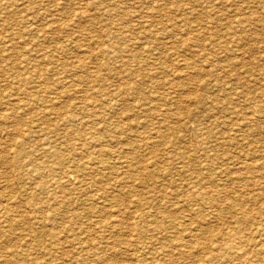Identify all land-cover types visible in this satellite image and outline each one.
Masks as SVG:
<instances>
[{
  "label": "rangeland",
  "instance_id": "rangeland-1",
  "mask_svg": "<svg viewBox=\"0 0 264 264\" xmlns=\"http://www.w3.org/2000/svg\"><path fill=\"white\" fill-rule=\"evenodd\" d=\"M5 1L6 0H4L2 4H0V6H2L0 7V34L8 33V37L9 35H12V42L16 44L12 43L11 46H9L10 48L8 46L5 47L4 43L6 42L4 41L2 35L0 36V40L4 41V43L0 41V45L2 42V45L4 46L3 50L2 46L0 47V55H2L0 56V74H4L6 76L5 78V76L1 77L0 75V92H2L0 93V113L4 112L3 115L0 114V121L6 115V117H4V119L1 121L2 123L0 122V264H30L31 262V264H113V262L116 263V261H120V264H145L142 263V261L145 260V262L147 263H149L148 261L153 262L151 264H202L203 261L204 264L205 262L206 264H216L218 261V253H220V251L217 250L216 244L230 243L233 248L236 247L237 241L233 238L227 239V237L229 236V233L232 232L231 229L237 226L248 229V231H245L247 233V235L245 234L246 236L255 237L257 242V245L255 246V253L250 252V255L247 256L248 258L244 257L245 260L244 258H240L236 259V261L235 258L233 259L229 256L225 257L224 255L223 258L222 256L219 258V260H221L217 264H223L224 262H226L224 264H242V262L243 264H264V235L257 236V233L254 232L256 235L252 233V231L254 230H252V228L255 227V224L257 222H261L262 216H264V202L262 203V201H264V83L260 84L253 81L255 80V77L259 75L258 71L261 69L264 70V59L263 61L262 59H259L263 57L261 55L262 51H264V29L260 30L259 25L254 24L249 25V27H247L248 25H246L245 27L247 28L244 31H242L241 29L238 30V28L236 29L234 24H232V22L230 21V17L234 19V16L236 14L234 10L235 5H233L234 1L231 2V0H164V3L161 2L162 0H144V2L143 0H140L141 2L145 3H142V6H137V2L139 0H123L124 3H122V0H120L121 2H119L122 4H120L121 7H119V5L118 9L117 7L111 8L113 13L111 12V10H106L104 11V13L101 9L102 7L107 8V4L108 7L112 6H110L108 0H87L88 4L86 0H82V2L81 0H52L51 2L50 0H16L19 4L15 0H12V6H10V4H5ZM24 1L33 2L31 4V2L25 3ZM36 1H39L44 6H47V8L42 6L39 2L37 3ZM77 2H79L80 4ZM102 2H106V4H102ZM196 2L198 5H200H196ZM210 2L213 5H211ZM222 2L223 4H221ZM90 3H92L93 8ZM219 3L220 5H218ZM54 4L56 6H54ZM57 4H59L60 6H63L64 4V6L60 7ZM206 4L211 6L212 8L210 9V7L208 8V6L206 8H200L201 5ZM225 4L228 6H226ZM126 5L128 7H126ZM249 5L250 7L247 8L248 10H245V12H248L247 15H255L257 17L259 16L258 18H260L261 21L264 22V10L261 7H258L260 6L258 4V1L257 5L256 3L251 1L249 2ZM175 6L177 7V9H175ZM9 7L12 8L10 9ZM31 7H33V9ZM36 7L37 9H35ZM41 7L45 9H41V12L43 14L39 11V8ZM89 7L91 11H89ZM139 7H141L142 9L140 8V10ZM97 8L98 10H96ZM124 8H127V11ZM147 8H149V10ZM9 9L12 13L9 11ZM22 9H24L25 11L23 12ZM14 10L15 13H13ZM72 10H75L76 12L74 11L73 13ZM179 10L180 12H178ZM255 10L258 14L254 12ZM7 11H9V13ZM44 11H46V13ZM54 11L55 13H52ZM95 11H98V13ZM133 11H135L136 13ZM197 11L198 14H195L197 13ZM4 12H6V14ZM101 12L103 13V15L101 14ZM220 12L221 16H218V14L220 15ZM227 12L228 14L226 15ZM106 13L108 15H106ZM141 13H143L146 17ZM45 14H47L48 17ZM9 15L15 17H12L13 19H11V16ZM138 16L140 18H138ZM151 17L152 19H150ZM184 17L185 19L187 18V24L183 22L185 21ZM221 17L223 19H221ZM57 18H59L58 21L61 20L62 23L60 21H56ZM69 18L71 19L69 20ZM189 18L190 20H188ZM14 19L16 20L13 21ZM22 19L24 20V22ZM77 19H79L78 25L76 21ZM195 19H197V21ZM2 20V23L5 26L3 24L1 25ZM67 20L70 22H67ZM71 20L76 23L74 24ZM35 21L37 24L35 23ZM55 21L58 23H56ZM54 22L56 25L54 24ZM124 22H126V24ZM146 23L148 26L146 25ZM16 24H20L19 28L18 26H16ZM33 24H35L34 26H37V29L35 27L32 28ZM114 24L117 25L115 26ZM134 24L136 27L134 26ZM190 24H192V28H190ZM24 25L25 27L28 26L27 32L25 31L26 29L23 28ZM106 25L108 28L106 27ZM140 25L142 26V28ZM206 25L208 26V28ZM55 26L57 27V29ZM21 27L24 30H22ZM52 27L54 30L52 29ZM11 28H13L14 30ZM120 28L124 29L120 30ZM249 28L251 30L255 29L253 33H249V38H245L241 44H239V42L237 44L234 43L235 41L232 39L238 37L237 33L239 35L241 34L240 32H242L241 35H243V32L248 31ZM38 29H40L41 32H39L40 30ZM189 29H191L192 31H188ZM18 30H22V32L19 33L20 31L18 32ZM33 30L35 31L33 32V34L37 37L32 35V38L30 36L32 34L31 31ZM135 30L137 32H134ZM148 30L150 33L148 32ZM51 31L52 33H50ZM121 31L124 32L122 33ZM43 33L47 34L45 35ZM144 33H147L146 36ZM231 33L233 34L231 35ZM117 34L120 35L118 36ZM218 35L219 37L216 38V36ZM44 36H46L47 38H44ZM124 36L128 40L123 39ZM139 36H143L144 38ZM22 37L25 38L23 39ZM26 37H28V40L26 39ZM38 37L40 38L37 39ZM134 38H136V40ZM139 38L142 39L140 40ZM180 38L182 39L180 40ZM121 39L124 43H121ZM185 39L187 40L186 42H184ZM224 39L225 41H227L225 42ZM24 40L26 42H24ZM117 40L119 41L115 43L114 41ZM209 42L212 44H210ZM38 44L40 45V47ZM42 44L44 45L42 46ZM19 45H22L21 48H19ZM235 45L236 47L238 46L237 49ZM13 46H16L18 49H15ZM28 46H30L31 48H29ZM117 46L119 47V49L121 48V50H119ZM56 47L58 49H56ZM112 47L113 49L115 48V51L112 50ZM10 49H12L13 52ZM45 49H48V51ZM127 49L128 51H126ZM216 50L221 51V53ZM227 50L228 53L226 52ZM16 51H18V53ZM22 51L25 52L23 53ZM35 51L37 54L35 53ZM121 51L122 55H120ZM2 52L4 53L2 54ZM123 52L125 53L124 56ZM126 52L129 55L126 54ZM259 53L261 54L258 55ZM24 54L27 56H25ZM228 54L229 56H227ZM43 55H45L44 59H42ZM4 56H6L7 58H4ZM253 56H256V58L254 59ZM57 58H60L59 61H57ZM21 59L27 60L23 62ZM8 60H10L11 63ZM44 60L46 61L44 62ZM116 60L119 62L117 63ZM36 61L38 62L36 63ZM28 62L29 64H27ZM54 62L56 63V65ZM4 63H6V66ZM9 63L10 66H7L9 65ZM38 63H40V65ZM30 64L32 66H30ZM36 65L39 67H37ZM41 65L43 67H48L47 69L49 70L45 71V67L43 68ZM220 65H224L222 66L223 68ZM34 66L37 68V70ZM55 66L56 68H58L56 69ZM14 67H17V69L19 68V70ZM6 70H10L11 72ZM39 70L41 71L39 72ZM34 71L36 72L33 73ZM44 71L46 73H44ZM198 71L201 72L199 73ZM41 72H43L45 75ZM14 73L17 76H15ZM196 74H200V78H196ZM261 76H263V74L260 73V77ZM42 77H45L46 79H48V81L46 79H43ZM214 78L215 80H213ZM22 80L24 82H22ZM44 81L49 83H45ZM39 82L40 84H42V86L38 84ZM15 83L18 84L16 85ZM59 83L63 85L61 86ZM38 85H40L43 90ZM51 85L52 87L55 85V87H53L52 89ZM91 85L92 87H90ZM12 87L14 88V90ZM9 88L11 89V91ZM23 88H25V90ZM121 88L123 90H121ZM126 88L127 90H125ZM84 90L85 92H87L86 94ZM7 93L9 94L7 95ZM10 93H13V95H11ZM112 93L115 95H113ZM31 94L32 96L30 97ZM122 95L123 97H121ZM89 97H91V99H88ZM33 98H36V100H34ZM32 100L35 102H33ZM17 101H19V103ZM88 103L89 105L87 106ZM95 104L97 107L95 106ZM113 105H115V108L113 107ZM6 106H8V109ZM81 106L84 108H82ZM71 110L72 112H70ZM85 116L88 118H86ZM86 119L88 122L86 121ZM3 122L6 123L4 124ZM118 122L120 123L118 124ZM220 124L221 126H218ZM125 126L129 128L126 130ZM3 129L7 130L4 131ZM105 129L107 130V133ZM19 131L22 133H20ZM87 131H89V134ZM108 131L110 135L108 134ZM25 132L27 133V135ZM16 133H18L20 137H17ZM238 136L240 138H238ZM46 139L47 141H45ZM56 140H58L59 143ZM256 143L259 145H255ZM75 149L79 151L77 152ZM85 151H87L88 153ZM56 152H58V154H56ZM71 152L73 155L71 154ZM112 154L113 156H111ZM244 156H246V158ZM60 157H62L63 160V164L61 165L56 160ZM83 159H85L86 161ZM221 159L226 162V165L224 164V162H222ZM68 160L72 163V165ZM99 161L102 166L100 165ZM228 162L229 164L227 165ZM114 165H116L117 167ZM230 165L233 168H231ZM20 166H24V168ZM65 166L70 167L69 169H71L72 171L71 178H62L61 175L65 171ZM95 166L99 167L96 168ZM225 166H227L228 168H224ZM25 167L27 169H25ZM30 167H32L33 169ZM83 167L88 169H83ZM113 167H115V169ZM51 168H55V170H52ZM119 168L121 169L119 170ZM30 169H32V171ZM35 169L38 171H35ZM90 169L93 170L91 173ZM109 169L112 171H110ZM222 170H224V172ZM228 171L232 174H228ZM26 173H29V175H27ZM50 175L53 177H51ZM116 175L119 176L117 177ZM213 175L215 176L214 178ZM85 176H88V180L85 178ZM224 177H226L227 180H225L226 178L224 179ZM49 178H51L52 180H49ZM89 178L92 181H90ZM200 179H203L204 181H202L204 183ZM29 180H32L31 183ZM117 180L120 181L118 182V184H115L117 183ZM257 181V184H261V186H258L256 184ZM68 183L70 184L67 185ZM92 184L95 188L91 186ZM82 185L86 187L82 188ZM30 188L31 192H29ZM33 188H35V190H33ZM38 188L41 189L37 190ZM47 189L49 190V192L47 191ZM90 190L91 193H89ZM95 190H98V192H96ZM200 190H205V192L207 193L203 194L202 191V194L200 195ZM210 191H212L213 193ZM50 193H52L53 195ZM63 194L64 196H62ZM192 194L194 195V197ZM40 201L43 203H41ZM110 202L111 209L109 206ZM47 203H49L50 205ZM260 205L263 206L261 207ZM1 207L6 208L3 210ZM44 208L46 210H44ZM242 208L247 209L248 212L246 213L250 214L251 217H249V215H245L243 218H233V214L239 216L241 215L240 209ZM113 209L115 210L113 211ZM135 209H137L138 211ZM146 209L148 210V212L146 211ZM117 211H119V215L116 214ZM46 213L48 215H46ZM139 213H142L143 215L148 213L149 215H145L146 222L141 226V232H135L136 234L138 233L137 236L134 233L135 229L130 228H132V221L134 219L133 214L137 215ZM165 213L171 216H165ZM102 214H105V216ZM162 214H165L164 218L162 217ZM259 214H261L262 216ZM44 216L47 219H45ZM130 216L133 217V219L130 218ZM174 216H176V219L178 216V220H175ZM92 217L97 218H95L94 220V218ZM153 217H157L156 220ZM159 217L161 219H158ZM167 217L170 219H168ZM35 218L38 219V222H35ZM114 219H117L116 222ZM39 220H42V222H39ZM166 220H168V222ZM108 221L110 222L109 224ZM95 222L96 224H98H94ZM149 223H152V225H150ZM153 225L159 227L160 232ZM168 226L169 229L171 228V230L167 229ZM34 227L38 228V230H36L40 233H37ZM120 227L123 229H121ZM163 227L165 229H163ZM45 228L51 229L52 231L48 232ZM69 228H71V230ZM77 228L78 231L76 230ZM113 228L114 230H111ZM149 228H153L152 230H155L152 231L151 229L149 230ZM44 229L46 232L39 231ZM172 230L174 231L175 235ZM118 231L122 233H118ZM149 231L151 233H149ZM168 231L170 235L166 234L168 233ZM78 232L81 233V235ZM32 233L35 234V237ZM107 233L108 235H106ZM162 233L163 235L160 236V234ZM171 233H173L172 236ZM102 234L104 237L103 240V237L101 238ZM118 234L120 235L119 238ZM123 234L124 236H121ZM30 235L31 237H29ZM146 235L147 237H144ZM168 236L170 237L168 238ZM56 237L59 238V240ZM71 237L73 238L71 239ZM87 237L89 238L87 239ZM152 237H156L155 240H153ZM183 237L186 239L181 240ZM199 237H201L202 239H200ZM20 238L23 240H21ZM82 238H84L86 242ZM146 238L148 240H146ZM65 239H69V242L65 241ZM76 239L77 242L79 241L77 243L78 246L76 242H74ZM108 239H110V241H108ZM160 239H162L163 241ZM127 240L129 245L126 243ZM169 240L173 241L171 242ZM179 240L181 245L179 244ZM200 240L204 242H200ZM227 240L228 242H226ZM31 241L33 242V244ZM53 241L55 242L53 243ZM142 241L145 245L147 244V242L152 243L151 245L148 243L145 246ZM154 241L156 242L154 243ZM182 241L183 243H185H181ZM34 242H36V244ZM106 242H108L107 245ZM186 242H189L190 244L188 243L187 245ZM21 243L22 245L20 246ZM84 243H86V246ZM131 243H138V245L136 246L135 244L133 245ZM158 243H160V246H163L162 243H166L168 244V247H166L165 245L163 248L162 246H156L158 245ZM109 244L113 247L109 246ZM114 244L116 247L114 246ZM126 244L128 245V247H125ZM70 245L72 248H74L72 249ZM87 245L90 246L87 247ZM118 245H120V247H118ZM132 245L135 246V250H133L134 248ZM35 246L38 248H36ZM92 247L95 248V250ZM129 247H131L132 249ZM119 248L122 250H120ZM160 248L162 249L158 251V249ZM78 249L80 250L79 253ZM117 249L119 250L117 251ZM175 249L179 252L175 251ZM148 250L150 251L149 253H147ZM133 251H137L136 253L139 254V256ZM154 251L156 252V254ZM237 251H239V255H242L240 249H237ZM184 252L188 254L186 255L187 257L185 256ZM209 252H211V254L213 255V259L211 258L212 260L209 258V256H207ZM112 253L117 255H114ZM3 254L5 257L2 256ZM31 254L36 256H33ZM71 254L74 255L72 256ZM113 255L116 256V258ZM133 255L137 256L135 257ZM90 256L91 258H89ZM47 257L49 258L48 262ZM75 257L76 259H73ZM144 257L146 258L144 259ZM168 257H171V260L174 259L173 262L170 260L172 263L169 262ZM82 258H84V261H81ZM102 258L103 261H106L103 262L101 260ZM127 258L129 259L126 260ZM42 259L44 261H42ZM159 259H163L164 262L163 260L161 261ZM209 259L212 261V263H210L211 261H209ZM224 259L227 260L225 261ZM49 260H51L52 262L50 261V263Z\"/></svg>",
  "mask_w": 264,
  "mask_h": 264
},
{
  "label": "bare ground",
  "instance_id": "bare-ground-1",
  "mask_svg": "<svg viewBox=\"0 0 264 264\" xmlns=\"http://www.w3.org/2000/svg\"><path fill=\"white\" fill-rule=\"evenodd\" d=\"M0 1H1L0 4H2L4 0H0ZM11 1H12V0H6V1H5V4H10V6H12V5H11ZM15 1H16V0H15ZM15 1H14V2H15ZM17 1H18V0H17ZM17 1H16V2H17ZM34 1H35V0H34ZM42 1H43V0H42ZM46 1H49V0H46ZM51 1H52V0H50V2H51ZM61 1H63V0H61ZM61 1H60V2H61ZM86 1H87V0H86ZM93 1H96V0H93ZM93 1H92V2H93ZM100 1H101V0H100ZM102 1H104V0H102ZM119 1H120V0H117V1H116V0H108V3L110 4V6H111V5H112V6H111V7H108V4H107V6H106L107 8H105V7H102V8H101L102 11L104 12V11H106V10H111V8H113V7H117V9H118V6L121 4V3H120L121 1H120V2H119ZM125 1H126V0H125ZM131 1H132V0H131ZM133 1H134V0H133ZM147 1H150V0H147ZM152 1H153V0H152ZM157 1H159V0H157ZM157 1H156V3H157ZM160 1H161V0H160ZM163 1H164V0H162L161 2H163ZM168 1H169V0H168ZM196 1H197V0H196ZM199 1H200V0H199ZM233 1H234V4H233V3H232V4L235 5V6H234V10H235V13H236V14H235V16H234V19L230 17V19H231L230 21L232 22V24H234V26H235L236 29L238 28V30L241 29L242 31H244V30H246L247 27H249V25H253V24H254V25H259V29H260V30H261V29H264V22H262L261 19L258 18L259 16L257 17V16H255V15H252V16H253V17H252L251 15H247V13H248L247 11L245 12V10H246L247 8L250 7V5H249V2H250V1L256 3V5H257V1H258V4L260 5V6H258V7H261V8L264 10V0H245V1H243V0H242V1H241V0H231V2H233ZM238 1H240V2H238ZM20 2H21V1H20ZM24 2H25V1H24ZM27 2L30 3L31 1H27ZM27 2H25V3H27ZM32 2H33V1H32ZM32 2H31V4H32ZM36 2H37V1H36ZM38 2H39V1H38ZM38 2H37V3H38ZM64 2H65V1H64ZM81 2H82V0H81ZM83 2H84V1H83ZM97 2H98V1H97ZM127 2H128V1H127ZM127 2H126V3H127ZM129 2H130V1H129ZM143 2H144V0H143ZM143 2H141V1L139 0V1L137 2V6H139V5L142 6V3H143ZM154 2H155V1H154ZM164 2H165V1H164ZM164 2H163V3H164ZM17 3H18V2H17ZM21 3H22V2H21ZM25 3H24V4H25ZM39 3H40V2H39ZM42 3H43V2H42ZM52 3H53V2H52ZM58 3H59V2H58ZM62 3H63V2H62ZM62 3H61V4H62ZM65 3H66V2H65ZM65 3H64V4H65ZM77 3H79V2H77ZM104 3L106 4V2H102V4H104ZM122 3H124L123 0H122ZM132 3H133V2H132ZM132 3H131V4H132ZM147 3H148V2H147ZM147 3H146V4H147ZM166 3H167V2H166ZM198 3H199V2H198ZM208 3H209V1H208ZM229 3H230V2H229ZM18 4H19V3H18ZM24 4H23V5H24ZM40 4H41V3H40ZM48 4H49V2H48ZM64 4H63V6H64ZM79 4H80V3H79ZM87 4H88V1H87ZM87 4H86V5H87ZM93 4H94V3H93ZM99 4H100V3H99ZM127 4H128V3H127ZM143 4H145V3H143ZM148 4H149V3H148ZM152 4H153V2H152ZM158 4H159V3H158ZM210 4L213 5L211 2H210ZM214 4H215V3H214ZM221 4H223V2H222ZM41 5L44 6L43 4H41ZM41 5H40V6H41ZM57 5H59V4H57ZM77 5H78V4H77ZM90 5H92V3H90ZM94 5H95V4H94ZM97 5H98V4H97ZM97 5H96V7H97ZM121 5H122V4H121ZM121 5H120L119 7H121ZM123 5H124V4H123ZM128 5H129V4H128ZM155 5H156V4H155ZM196 5H198L197 2H196ZM199 5H200V4H199ZM199 5H198V6H199ZM216 5H217V4H216ZM218 5H220V3H219ZM225 5H226V4H225ZM230 5H231V4H230ZM3 6H4V4H3ZM27 6H30V5H27ZM37 6H38V5H37ZM54 6H56V5L54 4ZM59 6H60V5H59ZM63 6H60V7H63ZM79 6H82V5H79ZM79 6H78V7H79ZM104 6H105V5H104ZM149 6H150V5H149ZM149 6H148V7H149ZM153 6H154V5H153ZM159 6H161V5H159ZM179 6H180V5H179ZM183 6H184V5H183ZM187 6H188V5H187ZM198 6H197V7H198ZM207 6H208V8L210 7V9L212 8L211 6H209V5H207V4H206V5H201L200 8H206ZM226 6H228V5H226ZM0 7H2V6H0ZM14 7H15V6H14ZM17 7H19V6H17ZM21 7H22V6H21ZM33 7H34V6H33ZM33 7H31V8L33 9ZM44 7L47 8V6H44ZM84 7H85V6H84ZM126 7H128V6L126 5ZM155 7H157V6H155ZM175 7H176V6H175ZM180 7H181V6H180ZM217 7H218V6H217ZM231 7H233V6H231ZM9 8H10V7H9ZM11 8H12V7H11ZM11 8H10V9H11ZM15 8H16V7H15ZM15 8H14V9H15ZM28 8H29V7H28ZM53 8H54V7H53ZM55 8H56V7H55ZM80 8H81V7H80ZM92 8H93V5H92ZM94 8H95V6H94ZM134 8H135V7H134ZM140 8H141V7H139V9H140ZM158 8H159V7H158ZM178 8H179V7H178ZM189 8H190V7H189ZM191 8H192V7H191ZM229 8H230V7H229ZM254 8H255V7H254ZM0 9H1V8H0ZM2 9H4V8H2ZM10 9H9V11H10ZM16 9H17V8H16ZM19 9H20V8H19ZM35 9H37V7H36ZM39 9H40V10H39L40 13H42V12H41V9H43V8L41 7V8H39ZM56 9H57V8H56ZM56 9H55V10H56ZM124 9H125V8H124ZM141 9H142V8H141ZM141 9H140V10H141ZM147 9L149 10V8H147ZM151 9H152V7H151ZM175 9H177V7H176ZM179 9H180V8H179ZM187 9H188V8H187ZM214 9H215V8H214ZM4 10H6V9H4ZM20 10H21V9H20ZM20 10H19V11H20ZM22 10H23V12L25 11L24 9H22ZM43 10H45V9H43ZM46 10H49V9H46ZM96 10H98V8H97ZM125 10L127 11V8H126ZM128 10H129V9H128ZM131 10H132V9H131ZM144 10H145V7H144ZM148 10H147V11H148ZM156 10H157V9H156ZM188 10H189V9H188ZM197 10H198V9H197ZM208 10H209V9H208ZM220 10H221V9H220ZM247 10H248V9H247ZM1 11H3V10H1ZM9 11H7V12L9 13ZM16 11H17V10H16ZM28 11H29V10H28ZM35 11H36V10H35ZM72 11H73V10H72ZM74 11H75V10H74ZM74 11H73V13H74ZM89 11H91V10H90V7H89ZM119 11H120V10H119ZM121 11H122V10H121ZM123 11H124V10H123ZM153 11H154V10H153ZM157 11H158V10H157ZM176 11H177V10H176ZM223 11H224V10H223ZM228 11H229V10H228ZM10 12H11V11H10ZM33 12H34V11H33ZM37 12H38V11H37ZM44 12L46 13V11H44ZM75 12H76V11H75ZM95 12L98 13V11H95ZM111 12H112V10H111ZM114 12H115V10H114ZM117 12H118V11H117ZM133 12H135V11H133ZM178 12H180V10H179ZM206 12H207V11H206ZM208 12H209V11H208ZM211 12H212V11H211ZM252 12H253V11H252ZM252 12H251V13H252ZM254 12H256V10H255ZM254 12H253V13H254ZM2 13H3V12H2ZM4 13L6 14V12H4ZM11 13H12V12H11ZM13 13H15V10H14ZM19 13H20V12H19ZM47 13H48V12H47ZM52 13H55V11L52 12ZM56 13H58V12H56ZM80 13H81V12H80ZM80 13H79V14H80ZM104 13H105V12H104ZM112 13H113V12H112ZM135 13H136V12H135ZM150 13H151V11H150ZM155 13H157V12H155ZM155 13H154V14H155ZM199 13H200V12H199ZM209 13H210V12H209ZM209 13H208V14H209ZM213 13H214V12H213ZM216 13H217V12H216ZM229 13H230V12H229ZM256 13H257V12H256ZM5 14H3V15H5ZM16 14H17V13H16ZM33 14H35V13H33ZM33 14H32V15H33ZM42 14H43V13H42ZM50 14H51V11H50ZM50 14H48V15H50ZM101 14L103 15L102 12H101ZM141 14H143V13H141ZM152 14H153V13H152ZM152 14H151V15H152ZM192 14H193V13H192ZM195 14H198V11H197V13H195ZM227 14H228V12L226 13V15H227ZM254 14H255V13H254ZM257 14H258V13H257ZM262 14H263V11H262ZM21 15H22V13H21ZM23 15H24V13H23ZM45 15L47 16V14H45ZM54 15H55V14H54ZM82 15H83V14H82ZM104 15H105V14H104ZM106 15H108V14L106 13ZM106 15H105V16H106ZM114 15H116V14H114ZM122 15H123V14H122ZM135 15H136V14H135ZM139 15H140V14H139ZM143 15H144V14H143ZM147 15H148V12H147ZM149 15H150V14H149ZM9 16H11V15H9ZM28 16H29V15H28ZM28 16H26V17H28ZM38 16H39V13H38ZM41 16H42V15H41ZM46 16H45V18H46ZM52 16H53V15H52ZM56 16H57V15H56ZM56 16H55V18H56ZM110 16H111V14H110ZM125 16H126V15H125ZM140 16H141V15H140ZM144 16H145V15H144ZM194 16H195V15H194ZM194 16H193V17H194ZM215 16H216V15H215ZM218 16H221V12H220V15L218 14ZM218 16H217V17H218ZM261 16H262V15H261ZM261 16H260V17H261ZM263 16H264V15H263ZM263 16H262V17H263ZM7 17H8V16H7ZM12 17H15V16H11V19H13ZM31 17H32V16H31ZM47 17H48V16H47ZM57 17H58V16H57ZM79 17H80V15H79ZM106 17H107V16H106ZM118 17H119V16H118ZM145 17H146V16H145ZM232 17H233V16H232ZM254 17H255V18H254ZM3 18H4V17H3ZM28 18H30V17H28ZM35 18H36V17H35ZM45 18H44V19H45ZM50 18H51V16H50ZM76 18H77V17H76ZM114 18H115V17H114ZM132 18H133V17H132ZM134 18H135V17H134ZM138 18H140V17L138 16ZM209 18H210V17H209ZM211 18H212V17H211ZM36 19H37V18H36ZM42 19H43V18H42ZM58 19H59V18H57V20H56V19H54V20L58 21ZM70 19H71V18H69V20H70ZM82 19H83V18H82ZM109 19H110V17H109ZM112 19H113V18H112ZM126 19H127V18H126ZM148 19H149V17H148ZM150 19H152V17H151ZM184 19H185V17H184ZM186 19H187V18H186ZM186 19H185V21L182 20L183 22H185V24L188 23V21H187ZM192 19H194V18H192ZM192 19H191V20H192ZM221 19H223V18L221 17ZM224 19H225V18H224ZM0 20H1V19H0ZM15 20H16V19H14L13 21H15ZM22 20H23V19H22ZM31 20H32V19H31ZM38 20H40V19H38ZM78 20H79V19L76 20V21H77V25H78ZM118 20H119V19H118ZM118 20H117V21H118ZM123 20H124V19H123ZM127 20H128V19H127ZM146 20H147V19H146ZM188 20H190V18H189ZM195 20L197 21V19H195ZM218 20H219V19H218ZM5 21H6V20H5ZM13 21H12V22H13ZM20 21H21V20H20ZM42 21H44V20H42ZM45 21H46V20H45ZM56 21H55V22H56ZM59 21L61 22V20H59ZM59 21H58V22H59ZM71 21H72V20H71ZM74 21H75V18H74ZM74 21H72V22L74 23ZM80 21H81V20H80ZM110 21H111V20H110ZM133 21H134V20H133ZM140 21H141V19H140ZM144 21H145V20H144ZM147 21L150 22L149 20H147ZM179 21H180V20H179ZM210 21H212V20H210ZM223 21H224V20H223ZM2 22H3V20L1 21V25L3 24ZM10 22H11V21H10ZM23 22H24V20H23ZM32 22H33V21H32ZM39 22H40V21H39ZM55 22H54V24H55ZM58 22H56V23H58ZM67 22H70V21L67 20ZM67 22H66V23H67ZM107 22H109V21H107ZM120 22H121V21H120ZM122 22H123V21H122ZM137 22H138V21H137ZM137 22H135V23H137ZM148 22H147V23H148ZM183 22H182V23H183ZM192 22H193V21H192ZM204 22H205V19H204ZM208 22H209V21H208ZM214 22H215V21H214ZM214 22H213V23H214ZM218 22H219V21H218ZM16 23H17V21H16ZM35 23H36V21H35ZM40 23H41V22H40ZM42 23H43V22H42ZM48 23H49V22H48ZM61 23H62V22H61ZM64 23H65V21H64ZM75 23H76V22H75ZM75 23H74V24H75ZM112 23H113V21H112ZM114 23H115V21H114ZM124 23L126 24V22H124ZM138 23H139V22H138ZM147 23H146V25H147ZM150 23H151V22H150ZM152 23H154V22H152ZM164 23H165V22H164ZM172 23H174V22H172ZM182 23H181V24H182ZM193 23H194V22H193ZM193 23H192V24H193ZM202 23H203V22H202ZM5 24H7V23H5ZM23 24H24V23H23ZM28 24H29V23H28ZM36 24H37V23H36ZM49 24H50V23H49ZM68 24H69V23H68ZM68 24H67V25H68ZM70 24H71V23H70ZM118 24H119V23H118ZM122 24H123V23H122ZM139 24H140V23H139ZM143 24H144V23H143ZM169 24H170V23H169ZM192 24H190V25H191L190 28H192ZM197 24H198V23H197ZM217 24H219V23H217ZM230 24H231V23H230ZM230 24H229V26H230ZM3 25H4V24H3ZM11 25H12V24H11ZM19 25H20V24H19ZM19 25L16 24V26H18V28H19ZM21 25H22V23H21ZM34 25H35V24H33L32 28L35 27V28L37 29V26H34ZM40 25H41V24H40ZM45 25H46V24H45ZM50 25H51V24H50ZM50 25H49V26H50ZM55 25H56V24H55ZM61 25H62V24H61ZM64 25H65V24H64ZM67 25H66V26H67ZM114 25H115V24H114ZM116 25H117V24H116ZM116 25H115V26H116ZM119 25H120V24H119ZM141 25H142V24H141ZM141 25H140V26H141ZM171 25H172V24H171ZM183 25H184V24H183ZM188 25H189V24H188ZM188 25H187V26H188ZM202 25H203V24H202ZM202 25H200V26H202ZM212 25H213V24H212ZM246 25H248V26L245 27ZM4 26H5V25H4ZM12 26H13V25H12ZM38 26H39V23H38ZM52 26H53V25H52ZM57 26H59V25H57ZM73 26H74V25H73ZM108 26H109V25H108ZM111 26H112V25H111ZM121 26H122V25H121ZM134 26H135V24H134ZM137 26H138V25H137ZM147 26H148V25H147ZM147 26H146V27H147ZM154 26H155V25H154ZM184 26H185V25H184ZM206 26H207V25H206ZM206 26H205V27H206ZM214 26H215V25H214ZM217 26H218V25H217ZM229 26H228V28H229ZM22 27H23V26H22ZM22 27H21V29L24 30L23 28H25V29H26L25 31L27 32V27H28V26L25 27V25H24V27H23V28H22ZM40 27H41V26H40ZM42 27H45V26H42ZM53 27H54V26H53ZM53 27H52V29H53ZM55 27H56V26H55ZM67 27H68V26H67ZM106 27H107V25H106ZM135 27H136V26H135ZM196 27H197V26H196ZM29 28H30V27H29ZM32 28H31V29H32ZM50 28H51V27H50ZM59 28H60V27H59ZM59 28H58V29H59ZM70 28H72V27H70ZM107 28H108V27H107ZM137 28H139V27H137ZM137 28H136V29H137ZM141 28H142V26H141ZM143 28H144V27H143ZM184 28H185V27H184ZM207 28H208V26H207ZM209 28H210V27H209ZM216 28H217V27H216ZM221 28H222V27H221ZM251 28H252V27H251ZM254 28H255V27H254ZM256 28H258V27H256ZM11 29H13V28H11ZM16 29H17V28H16ZM36 29H35V30H36ZM56 29H57V27H56ZM109 29H110V28H109ZM112 29H113V28H112ZM122 29H124V28H122ZM122 29L120 28V30H122ZM150 29H151V28H150ZM194 29H195V28H194ZM213 29H214V28H213ZM232 29H233V28H232ZM13 30H14V29H13ZM22 30H21V31L18 30V32L20 31L19 33H21ZM38 30H40V29H38ZM53 30H54V29H53ZM141 30H142V29H141ZM144 30H145V29H144ZM197 30H199V29H197ZM210 30H211V29H210ZM224 30H226V29H224ZM230 30H231V28H230ZM230 30H227V31H230ZM234 30H235V29H234ZM241 30H240V31H241ZM254 30H255V29H254ZM254 30H251V29L249 28L248 31L243 32V35H241L242 32H240L241 34H239V35H238V33H237V36H238V37H237V38H236V37L233 38L232 40L235 41V42H234V41H233V42L236 43V44L239 42V44H241L245 38H246V39L249 38V33H253ZM6 31H7V30H6ZM16 31H17V30H16ZM43 31H44V28H43ZM116 31H117V30H116ZM124 31H125V30H124ZM124 31H121V32L123 33ZM132 31H133V30H132ZM151 31H152V30H151ZM186 31H187V29H186ZM188 31H192V30L189 29ZM194 31H196V30H194ZM3 32H4V31H3ZM9 32H10V31H9ZM28 32H29V30H28ZM31 32H32V34L30 35L31 37H32V35H33V36H36V35L33 34V32H35L34 30L31 31ZM36 32H37V31H36ZM39 32H41V30H40ZM126 32H127V31H126ZM134 32H137V31L135 30ZM144 32H145V31H144ZM148 32H149V30H148ZM198 32H199V31H198ZM198 32H197V33H198ZM210 32H211V31H210ZM262 32H263V31H262ZM0 33H1V30H0ZM16 33H17V32H16ZM16 33H15V34H16ZM37 33H38V32H37ZM50 33H52V31H51ZM140 33H141V32H140ZM149 33H150V32H149ZM214 33H215V32H214ZM214 33H213V34H214ZM222 33H223V31H222ZM224 33H225V31H224ZM235 33H236V32H235ZM235 33H234V35H235ZM7 34H8V33H4V34L2 33V34H0V36L2 35V37L4 38V41L6 42V43H4V41L0 40V41H2V42L4 43L5 47H6V46L9 47V46H11L12 43H14V42H12V38H13V36L11 35V36H12V37H11V36L9 35V37H8ZM9 34H10V33H9ZM17 34H18V33H17ZM29 34H30V33H29ZM43 34H45V33H43ZM46 34H47V33H46ZM46 34H45V35H46ZM110 34H111V33H110ZM133 34H134V33H133ZM144 34H145V36H146L147 33H144ZM186 34H187V33H186ZM191 34H192V33H191ZM211 34H212V33H211ZM216 34H217V33H216ZM232 34H233V33H231V35H232ZM18 35H19V34H18ZM105 35H106V34H105ZM117 35H118V34H117ZM119 35H120V34H119ZM119 35H118V36H119ZM136 35H137V34H136ZM189 35H190V33H189ZM193 35H194V33H193ZM222 35H223V34H222ZM227 35H228V34H227ZM21 36H22V35H21ZM27 36H28V34H27ZM113 36H114V35H113ZM128 36H129V34H128ZM220 36H221V35H220ZM2 37H1V39H2ZM36 37H37V36H36ZM41 37H42V36H41ZM45 37H46V36H44V38H45ZM139 37H143V36H139ZM213 37H214V36H213ZM218 37H219V35L216 36V38H218ZM225 37H226V34H225ZM22 38H23V37H22ZM24 38H25V37H24ZM24 38H23V39H24ZM32 38H33V37H32ZM32 38H31V40H32ZM39 38H40V37H38L37 39H39ZM46 38H47V37H46ZM131 38H133V37H131ZM131 38H129V39H131ZM136 38H137V36H136ZM136 38H134V39L136 40ZM143 38H144V37H143ZM26 39L28 40V37H26ZM29 39H30V38H29ZM112 39H113V38H112ZM118 39H119V38H118ZM123 39H127V38H125V36H124ZM139 39H140V38H139ZM141 39H142V38H141ZM141 39H140V40H141ZM181 39H182V38H180V40H181ZM183 39H184V38H183ZM186 39H188V38H186ZM186 39L184 40V42L187 41ZM225 39H226V38H225ZM225 39H224V41H225ZM42 40H43V39H42ZM45 40H46V39H45ZM127 40H128V39H127ZM140 40H139V41H140ZM174 40H175V39H174ZM219 40H220V39H219ZM221 40H222V38H221ZM228 40H229V39H228ZM13 41H14V39H13ZM17 41H18V40H17ZM22 41H23V40H22ZM118 41H119V40L114 41V42L116 43V42H118ZM192 41H193V40H192ZM192 41H191V42H192ZM224 41H223V42H224ZM226 41H227V40H226ZM226 41H225V42H226ZM2 42H1L0 47L2 46V50H3V47H4V46L2 45V44H3ZM24 42H26V41L24 40ZM24 42H23V43H24ZM28 42H29V41H28ZM28 42H27V44H28ZM35 42H36V41H35ZM38 42H39V41H38ZM41 42H43V41H41ZM41 42H40V43H41ZM73 42H74V40H73ZM128 42H129V41H128ZM128 42H127V43H128ZM137 42H138V41H137ZM137 42H136V44H137ZM215 42H216V41H215ZM223 42H222V43H223ZM229 42H230V41H229ZM233 42H232V43H233ZM121 43H124L122 39H121ZM129 43H130V42H129ZM129 43H128V44H129ZM159 43H161V42H159ZM209 43H210V42H209ZM220 43H221V42H220ZM227 43H228V42H227ZM14 44H16V43H14ZM32 44H33V43H32ZM210 44H212V43H210ZM29 45H30V44H29ZM38 45H39V44H38ZM43 45H44V44H42V46H43ZM132 45H134V44H132ZM132 45H131V46H132ZM154 45H155V44H154ZM217 45H219V44H217ZM220 45H221V44H220ZM223 45H225V44H223ZM223 45H222V46H223ZM228 45H229V44H228ZM17 46H18V45H17ZM21 46H22V45H21ZM21 46L19 45V48H21ZM25 46H26V44H25ZM35 46H36V44H35ZM61 46H62V45H61ZM109 46H111V45H109ZM113 46H114V45H113ZM120 46H121V45H120ZM182 46H183V45H182ZM206 46H207V45H206ZM232 46H233V45H232ZM13 47H14V46H13ZM28 47L31 48L30 46H28ZM28 47H27V48H28ZM39 47H40V45H39ZM114 47H115V46H114ZM117 47H118V46H117ZM121 47H122V46H121ZM124 47H125V46H124ZM124 47H123V48H124ZM153 47H154V46H153ZM211 47H212V46H211ZM219 47H220V46H219ZM219 47H218V48H219ZM235 47H236V45H235ZM235 47H234V49H235ZM237 47H238V46H237ZM237 47H236V49H237ZM9 48H10V47H9ZM14 48L16 49L17 47L15 46ZM33 48H34V47H33ZM42 48H43V47H42ZM59 48H60V47H59ZM61 48H62V47H61ZM125 48H126V47H125ZM127 48H128V47H127ZM151 48H152V47H151ZM154 48H155V47H154ZM183 48H184V47H183ZM183 48H182V49H183ZM4 49H5V48H4ZM12 49H13V48H12ZM12 49H10V50H12ZM17 49H18V48H17ZM56 49H58V48L56 47ZM114 49H115V48H114ZM114 49H113V47H112V50H114ZM116 49H117V48H116ZM118 49H119V47H118ZM118 49H117V50H118ZM128 49H129V48H128ZM128 49H127L126 51H128ZM219 49H220V48H219ZM227 49H228V48H227ZM5 50H6V49H5ZM32 50H33V49H32ZM32 50H31V51H32ZM45 50L48 51V49H45ZM119 50H121V48H120ZM123 50H125V49H123ZM143 50H144V49H143ZM146 50H147V49H146ZM155 50H156V49H155ZM230 50H231V49H230ZM7 51H8V48H7ZM18 51H19V50H18ZM18 51H16V52L18 53ZM28 51H29V50H28ZM36 51H37V50H36ZM36 51H35V53H36ZM41 51H42V50H41ZM43 51H44V50H43ZM54 51H55V50H54ZM98 51H99V50H98ZM101 51H103V50H101ZM114 51H115V50H114ZM147 51H148V50H147ZM147 51H146V52H147ZM216 51H219V50H216ZM233 51H234V50H233ZM5 52H6V51H5ZM12 52H13V50H12ZM22 52L24 53L25 51H22ZM29 52H30V51H29ZM29 52H26V53H29ZM38 52H39V50H38ZM44 52H45V51H44ZM103 52H105V51H103ZM146 52H145V53H146ZM152 52H153V51H152ZM226 52L228 53V50H227ZM0 53H1V52H0ZM3 53H4V52H2V54H3ZM20 53H21V52H20ZM30 53H31V52H30ZM35 53H34V54H35ZM40 53H41V52H40ZM42 53H43V52H42ZM57 53H58V52H57ZM60 53H61V52H60ZM99 53H102V52H99ZM111 53H112V52H111ZM114 53H115V52H114ZM116 53H117V52H116ZM123 53H124V52H123ZM148 53H149V52H148ZM219 53H221V51H219ZM7 54H8V53H7ZM36 54H37V53H36ZM48 54H49V53H48ZM96 54H97V53H96ZM105 54H106V53H105ZM117 54H118V53H117ZM126 54H128V53L126 52ZM130 54H131V53H130ZM260 54H261V53H259L258 55H260ZM8 55H9V54H8ZM16 55H18V54H16ZM24 55H25V54H24ZM41 55H42V54H41ZM120 55H122V51H121ZM120 55H119V56H120ZM124 55H125V53L123 54V56H124ZM128 55H129V54H128ZM217 55H218V54H217ZM223 55H224V54H223ZM248 55H249V54H248ZM258 55H256V56H258ZM0 56H2V55H0ZM25 56H27V55H25ZM33 56H34V55H33ZM37 56H38V55H37ZM44 56H45V55H43V58H42V57H40V58L44 59ZM184 56H185V55H184ZM219 56H220V55H219ZM227 56H229V54H228ZM256 56H253L254 59L256 58ZM261 56H263V57H261V58H259V59H262V61H263V59H264V51H262V55H261ZM5 57H6V56H4V58H5ZM21 57H22V56H21ZM28 57H29V56H28ZM28 57H27V58H28ZM30 57H31V56H30ZM112 57H113V56H112ZM115 57H116V56H115ZM129 57H131V56H129ZM132 57H133V56H132ZM2 58H3V57H2ZM6 58H7V57H6ZM10 58H11V57H10ZM17 58H18V57H17ZM22 58H23V57H22ZM24 58H26V57H24ZM37 58H38V57H37ZM119 58H120V57H119ZM119 58H118V59H119ZM220 58H221V57H220ZM223 58H224V57H223ZM31 59H32V58H31ZM33 59H34V58H33ZM57 59H58L57 61H59L60 58H57ZM120 59H121V58H120ZM123 59H125V58H123ZM182 59H183V58H182ZM11 60H12V59H11ZM17 60H18V59H17ZM21 60H22V59H21ZM26 60H27V59L22 60V61L24 62V61H26ZM55 60H56V59H55ZM128 60H129V59H128ZM219 60H221V59H219ZM1 61H3V60H1ZM8 61L10 62V60H8ZM12 61H13V60H12ZM19 61H20V60H19ZM32 61H33V60H32ZM32 61H31V64H32ZM40 61H41V60H40ZM45 61H46V60H44V62H45ZM116 61H117V60H116ZM116 61H115V62H116ZM4 62H5V61H4ZM37 62H38V61H36V63H37ZM62 62H63V61H62ZM118 62H119V61H117V63H118ZM205 62H206V61H205ZM205 62H204V63H205ZM10 63H11V62H10ZM10 63H9V65H7V66H10ZM42 63H43V62H42ZM54 63H55V62H54ZM58 63H61V62H58ZM117 63H116V64H117ZM120 63H121V62H120ZM179 63H180V62H179ZM4 64H5V66H6V63H4ZM17 64H18V63H17ZM19 64H20V63H19ZM25 64H26V63H25ZM27 64H29V62H28ZM27 64H26V65H27ZM31 64H30V66H32ZM38 64L40 65V63H38ZM262 64H263V63H262ZM42 65H45V64H42ZM42 65H41V66H42ZM55 65H56V63H55ZM121 65H122V64H121ZM121 65H120V66H121ZM204 65H205V64H204ZM0 66H1V65H0ZM17 66H18V65H17ZM36 66H37V65H36ZM59 66H60V65H59ZM199 66H200V65H199ZM220 66L222 67V66H224V65H220ZM23 67H24V66H23ZM25 67H27V66H25ZM34 67H35V66H34ZM37 67H39V66H37ZM42 67H43V66H42ZM44 67H45V71H48V70H49V69H47L48 67H46V66H44ZM44 67H43V68H44ZM186 67H187V66H186ZM4 68H5V67H4ZM14 68L17 69V67H14ZM31 68H32V67H31ZM35 68H36V67H35ZM55 68H56V66H55ZM57 68H58V67H57ZM57 68H56V69H57ZM222 68H223V67H222ZM261 68H263V67H261ZM5 69H6V68H5ZM10 69H11V68H10ZM28 69H29V67H28ZM28 69H27V70H28ZM38 69H39V68H38ZM46 69H47V70H46ZM17 70H19V68H18ZM22 70H23V69H22ZM22 70H21V71H22ZM30 70H31V69H30ZM36 70H37V68H36ZM54 70H55V69H54ZM6 71H10V70H6ZM12 71H13V70H12ZM28 71H29V70H28ZM40 71H41V70H39V72H40ZM45 71H44V73H46ZM58 71H59V70H58ZM3 72H5V71H3ZM10 72H11V71H10ZM18 72H19V71H18ZM35 72H36V71H34L33 73H35ZM55 72H57V71H55ZM198 72L200 73L201 71H198ZM202 72H203V71H202ZM258 72H259V73H258L259 75H257V76L255 77V80H253V81H254V82H257V83H260V84H261V83H264V70L261 69V70H259ZM41 73H43V72H41ZM44 73H43V74H44ZM260 73L263 74V76L260 77ZM12 74H13V73H12ZM14 74H15V73H14ZM36 74H37V73H36ZM36 74H34V75H36ZM57 74H59V73H57ZM194 74H195V73H194ZM0 75H1V74H0ZM21 75H22V72H21ZM24 75H25V74H24ZM30 75H31V73H30ZM37 75H38V74H37ZM44 75H45V74H44ZM85 75H86V74H85ZM201 75H202V73H201ZM201 75H200V74H199V75L196 74V78H200ZM3 76H5V75H4V74L1 75V77H3ZM11 76H12V75H11ZM11 76H10V78H11ZM15 76H17V75L15 74ZM86 76H87V75H86ZM19 77H20V76H19ZM25 77H26V76H25ZM27 77H28V75H27ZM29 77H30V76H29ZM32 77H33V75H32ZM32 77H31V78H32ZM37 77H38V76H37ZM45 77H47V76H45ZM45 77H44V78L42 77V78H43V79H46ZM91 77H92V76H91ZM91 77H90V78H91ZM121 77H122V76H121ZM5 78H6V76H5ZM10 78H9V79H10ZM14 78H15V77H14ZM17 78H18V77H17ZM17 78H16V79H17ZM21 78H22V77H21ZM23 78H24V76H23ZM84 78H85V76H84ZM92 78H93V77H92ZM7 79H8V78H7ZM7 79H6V80H7ZM19 79H20V78H19ZM34 79H35V78H34ZM38 79H39V78H38ZM57 79H58V78H57ZM57 79H56V81H57ZM59 79H60V78H59ZM17 80H18V79H17ZM25 80H26V78H25ZM32 80H33V79H32ZM35 80H36V79H35ZM46 80L48 81V79H46ZM83 80H84V79H83ZM95 80H96V79H95ZM213 80H215V78H214ZM15 81H16V80H15ZM15 81H14V82H15ZM42 81H43V80H42ZM1 82H2V81H1ZM6 82H7V81H6ZM17 82H18V81H17ZM22 82H24V81L22 80ZM30 82H31V81H30ZM44 82H45V83H49V82H46V81H44ZM44 82H43V83H44ZM93 82H94V80H93ZM9 83H10V82H9ZM20 83H21V82H20ZM27 83H28V82H27ZM41 83H42V82H41ZM56 83H57V82H56ZM61 83H62V82H61ZM2 84H3V83H2ZM12 84H13V83H12ZM15 84H16V83H15ZM17 84H18V83H17ZM17 84H16V85H17ZM38 84H40V82H39ZM59 84H60V83H59ZM3 85H4V84H3ZM40 85L42 86V84H40ZM40 85H38V86H40ZM45 85H46V84H45ZM45 85H44V86H45ZM60 85H61V84H60ZM62 85H63V84H62ZM62 85H61V86H62ZM92 85H93V84H92ZM92 85H91L90 87H92ZM7 86H8V85H7ZM9 86H10V85H9ZM19 86H20V85H19ZM41 86H40V87H41ZM94 86H95V85H94ZM97 86H98V85H97ZM129 86H131V85H129ZM224 86H225V85H224ZM26 87H28V86H26ZM49 87H50V86H49ZM53 87H55V85H54ZM53 87H52V85H51V88H52V89H53ZM6 88H7V87H6ZM12 88H13V87H12ZM29 88H30V87H29ZM31 88H32V87H31ZM41 88H42V87H41ZM56 88H57V87H56ZM97 88H98V87H97ZM106 88H107V87H106ZM1 89H3V88H1ZM4 89H5V88H4ZM9 89H10V88H9ZM23 89L25 90V88H23ZM23 89H22V90H23ZM46 89H47V88H46ZM46 89H45V90H46ZM49 89H50V88H49ZM92 89H93V88H92ZM13 90H14V88H13ZM26 90H27V89H26ZM28 90H29V89H28ZM37 90H38V89H37ZM42 90H43V88H42ZM45 90H44V91H45ZM81 90H82V89H81ZM95 90H96V89H95ZM97 90H98V89H97ZM109 90H110V89H109ZM118 90H119V89H118ZM121 90H123V89L121 88ZM125 90H127V88H126ZM2 91H3V90H2ZM5 91H6V90H5ZM10 91H11V89H10ZM46 91H47V90H46ZM91 91H92V90H91ZM100 91H101V90H100ZM119 91H120V90H119ZM6 92H7V91H6ZM6 92H5V93H6ZM21 92H22V91H21ZM25 92H26V91H25ZM25 92H24V93H25ZM80 92H81V91H80ZM84 92H85V90H84ZM104 92H105V91H104ZM127 92H128V91H127ZM0 93H2V92H0ZM19 93H20V92H19ZM86 93H87V92H85V94H86ZM98 93H99V91H98ZM8 94H9V93H7V95H8ZM10 94H11V93H10ZM112 94H113V93H112ZM112 94H111V97H112ZM120 94H122V93H120ZM130 94H131V93H130ZM130 94H129V95H130ZM2 95H4V94H2ZM5 95H6V94H5ZM11 95H13V93H12ZM17 95H18V94H17ZM87 95H88V94H87ZM92 95H93V94H92ZM105 95H106V94H105ZM113 95H115V94H113ZM14 96H15V95H14ZM31 96H32V94L30 95V97H31ZM90 96H91V95H90ZM100 96H102V95H100ZM118 96H120V95H118ZM4 97H5V96H4ZM4 97H2V98H4ZM9 97H10V96H9ZM25 97H26V96H25ZM27 97H29V96H27ZM85 97H86V96H85ZM114 97H115V96H114ZM121 97H123V95H122ZM5 98H6V97H5ZM96 98H97V97H96ZM0 99H1V98H0ZM11 99H12V98H11ZM33 99H34V98H33ZM88 99H91V97H89ZM92 99H94V98H92ZM113 99H114V98H113ZM34 100H36V98H35ZM102 100H103V98H102ZM105 100H106V99H105ZM30 101H31V100H30ZM32 101H33V100H32ZM82 101H83V100H82ZM89 101H90V100H89ZM108 101H109V100H108ZM4 102H6V101H4ZM10 102H11V101H10ZM17 102L19 103V101H17ZM28 102H29V101H28ZM33 102H35V101H33ZM84 102H85V101H84ZM87 102H88V101H87ZM87 102H86V103H87ZM116 102H117V101H116ZM8 103H9V102H8ZM13 103H14V102H13ZM18 103H17V104H18ZM80 103H81V102H80ZM86 103H84V104H86ZM94 103H95V102H94ZM114 103H115V102H114ZM97 104H98V103H97ZM118 104H119V102H118ZM19 105H20V104H19ZM19 105H17V106H19ZM88 105H89V103L87 104V106H88ZM2 106H3V104H2ZM11 106H12V104H11ZM11 106H10V107H11ZM15 106H16V105H15ZM79 106H80V105H79ZM82 106H83V105H82ZM82 106H81V107H82ZM93 106H94V105H93ZM95 106H96V104H95ZM114 106H115V105H113V107H114ZM0 107H1V106H0ZM6 107H7V109H8V106H6ZM70 107H71V106H70ZM96 107H97V106H96ZM98 107H99V105H98ZM116 107H117V106H116ZM79 108H80V107H79ZM82 108H84V107H82ZM82 108H81V109H82ZM93 108H94V107H93ZM114 108H115V107H114ZM5 109H6V108H5ZM7 109H6V110H7ZM81 109H80V110H81ZM104 109H105V108H104ZM107 109H108V108H107ZM107 109H106V110H107ZM109 109H110V108H109ZM106 110H105V112H106ZM111 110H112V109H111ZM1 111H2V110H1ZM67 111H68V110H67ZM81 111H82V110H81ZM84 111H85V110H84ZM2 112H3V111H2ZM70 112H72V110H71ZM82 112H83V111H82ZM87 112H88V111H87ZM89 112H90V111H89ZM113 113H114V112H113ZM0 114L3 115L4 112H3V113H0ZM9 114H10V112H9ZM12 114H13V112H12ZM78 114H79V113H78ZM82 114H83V113H82ZM82 114H81V115H82ZM109 114H110V113H109ZM116 114H117V113H116ZM84 115H85V114H84ZM94 115H95V113H94ZM105 115H106V114H105ZM105 115H104V116H105ZM87 116H88V114H87ZM1 117H3V116H1ZM4 117H6V115H5ZM4 117H3V119H4ZM85 117H86V116H85ZM96 117H97V116H96ZM12 118H13V117H12ZM83 118H84V116H83ZM86 118H88V117H86ZM102 118H103V117H102ZM3 119H2V120H3ZM10 119H11V118H10ZM2 120H1V121H2ZM79 120H80V118H79ZM97 120H98V119H97ZM106 120H107V119H106ZM228 120H229V119H228ZM1 121H0V122H1ZM5 121H6V120H5ZM31 121H32V120H31ZM82 121H83V120H82ZM86 121H87V119H86ZM86 121H85V123H86ZM100 121H101V120H100ZM103 121H104V120H103ZM114 121H115V120H114ZM6 122H7V121H6ZM6 122H5V123H6ZM32 122H33V121H32ZM87 122H88V121H87ZM89 122H90V121H89ZM97 122H98V121H97ZM120 122H121V121H120ZM120 122H118V124H119ZM122 122H123V121H122ZM190 122H191V121H190ZM190 122H189V123H190ZM219 122H220V121H219ZM1 123H2V122H1ZM3 123H4V122H3ZM5 123H4V124H5ZM81 123H82V122H81ZM94 123H95V122H94ZM123 123H124V122H123ZM233 123H234V122H233ZM7 124H8V123H7ZM31 124H32V123H31ZM97 124H98V123H97ZM223 124H224V123H223ZM87 125H89V124H87ZM103 125H104V124H103ZM116 125H117V124H116ZM126 125H127V124H126ZM212 125H213V124H212ZM83 126H84V125H83ZM91 126H92V125H91ZM218 126H221V124L218 125ZM222 126H223V125H222ZM125 127H126V126H125ZM223 127H224V126H223ZM225 127H226V126H225ZM6 128H8V127H6ZM122 128H124V127H122ZM128 128H129V127H128ZM128 128L126 127V130H127ZM194 128H195V127H194ZM204 128H205V127H204ZM216 128H217V127H216ZM16 129H17V128H16ZM101 129H102V128H101ZM115 129H116V128H115ZM131 129H132V127H131ZM214 129H215V128H214ZM222 129H223V128H222ZM3 130H4V129H3ZM5 130H7V129H5ZM5 130H4V131H5ZM102 130H103V129H102ZM105 130H106V129H105ZM124 130H125V129H124ZM194 130H195V129H194ZM200 130H201V129H200ZM225 130H226V129H225ZM225 130H224V131H225ZM235 130H236V129H235ZM99 131H100V130H99ZM134 131H135V130H134ZM198 131H199V130H198ZM202 131H203V130H202ZM212 131H213V130H212ZM217 131H218V130H217ZM222 131H223V130H222ZM19 132H20V131H19ZM85 132H86V131H85ZM87 132H88V134H89V131H87ZM157 132H158V131H157ZM187 132H189V131H187ZM191 132H192V131H191ZM234 132H235V131H234ZM234 132H231V133H234ZM20 133H22V132H20ZM25 133H26V132H25ZM99 133H100V132H99ZM104 133H105V131H104ZM106 133H107V130H106ZM113 133H114V132H113ZM216 133H217V132H216ZM16 134H17V137H18V136H19L18 133H16ZM76 134H77V133H76ZM79 134H80V133H79ZM81 134H82V133H81ZM90 134H91V133H90ZM108 134H109V131H108ZM198 134H199V133H198ZM229 134H230V133H229ZM242 134H243V133H242ZM20 135H21V134H20ZM26 135H27V133H26ZM93 135H94V134H93ZM95 135H96V134H95ZM105 135H106V134H105ZM109 135H110V134H109ZM112 135H113V134H112ZM217 135H218V134H217ZM230 135H231V134H230ZM83 136H85V135H83ZM88 136H89V135H88ZM100 136H101V135H100ZM113 136H114V135H113ZM115 136H116V135H115ZM201 136H202V134H201ZM207 136H208V135H207ZM231 136H232V135H231ZM19 137H20V136H19ZM105 137H106V136H105ZM221 137H222V136H221ZM225 137H226V136H225ZM77 138H78V137H77ZM84 138H85V137H84ZM91 138H92V137H91ZM100 138H102V137H100ZM144 138H145V137H144ZM230 138H233V137H230ZM238 138H240V137L238 136ZM80 139H81V138H80ZM113 139H114V137H113ZM146 139H147V137H146ZM211 139H212V138H211ZM217 139H218V138H217ZM221 139H222V138H221ZM247 139H248V137H247ZM76 140H77V139H76ZM85 140H86V139H85ZM97 140H98V139H97ZM99 140H100V139H99ZM224 140H225V139H224ZM224 140H223V141H224ZM45 141H47V139H46ZM56 141H58V140H56ZM62 141H63V140H62ZM62 141H61V142H62ZM93 141H94V140H93ZM101 141H102V140H101ZM146 141H148V140H146ZM215 141H216V140H215ZM226 141H228V140H226ZM67 142H68V141H67ZM96 142H98V141H96ZM96 142H95V143H96ZM148 142H150V141H148ZM221 142H222V141H221ZM231 142H232V141H231ZM231 142H230V143H231ZM49 143H50V142H49ZM58 143H59V141H58ZM69 143H70V141H69ZM84 143H85V142H84ZM88 143H89V142H88ZM102 143H103V142H102ZM226 143H227V142H226ZM71 144H72V143H71ZM93 144H94V143H93ZM237 144H238V143H237ZM44 145H45V143H44ZM46 145H47V142H46ZM57 145H58V144H57ZM66 145H67V144H66ZM66 145H65V146H66ZM78 145H79V144H78ZM85 145H86V144H85ZM89 145H90V144H89ZM98 145H99V144H98ZM103 145H104V144H103ZM146 145H147V144H146ZM216 145H217V144H216ZM255 145H259V144L256 143ZM67 146H68V145H67ZM69 146H71V145H69ZM90 146H91V145H90ZM221 146H222V145H221ZM104 147H105V146H104ZM239 147H240V146H239ZM54 148H55V147H54ZM54 148H53V149H54ZM105 148H106V147H105ZM248 148H249V147H248ZM248 148H247V149H248ZM40 149H41V148H40ZM40 149H39V150H40ZM59 149H60V148H59ZM80 149H81V148H80ZM85 149H86V148H85ZM87 149H88V148H87ZM90 149H91V148H90ZM108 149H110V148H108ZM251 149H252V148H251ZM75 150H76V149H75ZM88 150H89V149H88ZM92 150H93V149H92ZM98 150H99V149H98ZM46 151H47V150H46ZM56 151H57V150H56ZM76 151H77V150H76ZM78 151H79V150H78ZM78 151H77V152H78ZM42 152H43V151H42ZM58 152H59V151H58ZM58 152H56V154H58ZM73 152H74V151H73ZM85 152H87V151H85ZM101 152H102V151H101ZM121 152H122V151H121ZM47 153H48V152H47ZM54 153H55V152H54ZM54 153H53V154H54ZM87 153H88V152H87ZM89 153H90V152H89ZM113 153H114V152H113ZM202 153H203V151H202ZM204 153H205V152H204ZM241 153H242V152H241ZM48 154H49V153H48ZM71 154H72V152H71ZM85 154H86V153H85ZM108 154H109V153H108ZM115 154H116V153H115ZM117 154H118V153H117ZM119 154H120V153H119ZM72 155H73V154H72ZM86 155H87V154H86ZM91 155H92V153H91ZM101 155H102V154H101ZM101 155H100V156H101ZM105 155H106V154H105ZM216 155H217V154H216ZM245 155H246V154H245ZM51 156H52V155H51ZM76 156H77V155H76ZM111 156H113V154H112ZM111 156H110V157H111ZM116 156H117V155H116ZM247 156H248V155H247ZM83 157H84V156H83ZM103 157H106V156H103ZM110 157H108V158H110ZM244 157L246 158V156H244ZM94 158H95V157H94ZM214 158H217V157H214ZM219 158H222V157H219ZM226 158H227V156H226ZM226 158H225V159H226ZM229 158H230V157H229ZM247 158H248V157H247ZM85 159H86V158H85ZM85 159H83V160H85ZM251 159H252V157H251ZM56 160H57V162H58L60 165L63 164V162H62V161H63V160H62V157L57 158ZM91 160H93V159H91ZM100 160H101V157H100ZM103 160H104V159H103ZM120 160H123V159H120ZM218 160H219V159H218ZM221 160H222V159H221ZM68 161H69V160H68ZM85 161H86V160H85ZM95 161H96V160H95ZM114 161H117V160H114ZM254 161H255V160H254ZM18 162H19V161H18ZM23 162H24V161H23ZM25 162H26V161H25ZM69 162H70V161H69ZM81 162H83V161H81ZM112 162H113V161H112ZM210 162H211V161H210ZM222 162H224V160H222ZM255 162H256V161H255ZM70 163H71V162H70ZM93 163H94V162H93ZM95 163H97V162H95ZM99 163H100V161H99ZM103 163H104V162H103ZM106 163H107V162H106ZM124 163H125V162H124ZM220 163H221V162H220ZM225 163H226V162H224V164H225ZM237 163H238V162H237ZM241 163H242V162H241ZM40 164H41V163H40ZM83 164H84V163H83ZM85 164H86V163H85ZM107 164H108V163H107ZM112 164H113V163H112ZM115 164H116V163H115ZM117 164H118V163H117ZM119 164H120V163H119ZM228 164H229V162L227 163V165H228ZM251 164H252V163H251ZM21 165H22V164H21ZM46 165H47V164H46ZM71 165H72V163H71ZM96 165H97V164H96ZM100 165L102 166L101 163H100ZM105 165H106V164H105ZM123 165H124V164H123ZM202 165H203V164H202ZM225 165H226V164H225ZM243 165H244V164H243ZM247 165H248V164H247ZM25 166H26V165H25ZM30 166H31V165H30ZM42 166H43V165H42ZM42 166H41V167H42ZM44 166H45V164H44ZM44 166H43V167H44ZM73 166H74V165H73ZM90 166H91V164H90ZM92 166H93V165H92ZM103 166H104V165H103ZM114 166H116V165H114ZM120 166H121V165H120ZM120 166H119V167H120ZM251 166H252V165H251ZM20 167H23V168H24V166H20ZM74 167H75V166H74ZM84 167H85V166H84ZM84 167H83V169H88V168H84ZM95 167H96V166H95ZM95 167H94V168H95ZM98 167H99V166H98ZM98 167H96V168H98ZM116 167H117V166H116ZM230 167H231V165H230ZM238 167H239V166H238ZM243 167H244V166H243ZM23 168H22V169H23ZM30 168H32V167H30ZM35 168H36V167H35ZM69 168H70V167L65 166V171H64V173L61 175L63 179H65V178H66V179L71 178L72 171H71V169H69ZM76 168H77V167H76ZM100 168H101V167H100ZM110 168H111V167H110ZM113 168L115 169V167H113ZM124 168H125V167H124ZM218 168H219V167H218ZM224 168H228V167L225 166ZM231 168H233V167H231ZM25 169H27V168L25 167ZM32 169H33V168H32ZM32 169H30V170L32 171ZM39 169H40V168H39ZM51 169H52V168H51ZM120 169H121V168H119V170H120ZM250 169H251V168H250ZM52 170H55V168L52 169ZM90 170H91V169H90ZM109 170H110V169H109ZM116 170H117V169H116ZM217 170H218V169H217ZM23 171H24V170H23ZM23 171H22V172H23ZM28 171H29V170H28ZM28 171H26V172H28ZM31 171H30V173H31ZM35 171H38V170L35 169ZM87 171H88V170H87ZM92 171H93V170H91L90 173H91ZM110 171H112V170H110ZM219 171H220V170H219ZM222 171L224 172V170H222ZM39 172H40V170H39ZM39 172H38V173H39ZM82 172H83V171H82ZM119 172H120V171H119ZM228 172H229V171H228ZM99 173H100V172H99ZM110 173H111V172H110ZM112 173H113V172H112ZM217 173H218V172H217ZM26 174H27V173H26ZM42 174H43V173H42ZM42 174H41V175H42ZM105 174H106V173H105ZM105 174H104V175H105ZM208 174H209V173H208ZM228 174H232V173L229 172ZM228 174H227V175H228ZM27 175H29V173H28ZM36 175H37V174H36ZM39 175H40V174H39ZM79 175H80V174H79ZM89 175H90V174H89ZM89 175H88V176H89ZM95 175H96V174H95ZM95 175H94V176H95ZM218 175H219V174H218ZM0 176H1V175H0ZM37 176H38V175H37ZM50 176H51V175H50ZM88 176H85V178L87 179ZM94 176H93V177H94ZM116 176H117V175H116ZM118 176H119V175H118ZM118 176H117V177H118ZM230 176H231V175H230ZM28 177H29V176H28ZM51 177H53V176H51ZM78 177H79V176H78ZM106 177H107V176H106ZM214 177H215V176L213 175V178H214ZM33 178H34V177H33ZM79 178H80V177H79ZM83 178H84V177H83ZM83 178H82V179H83ZM225 178H226V177H224V179H225ZM227 178H228V176H227ZM227 178H226L225 180H227ZM229 178H230V177H229ZM28 179H29V178H28ZM28 179H27V180H28ZM50 179H51V178H49V180H50ZM95 179H96V178H95ZM197 179H198V178H197ZM222 179H223V178H222ZM51 180H52V179H51ZM78 180H79V179H78ZM87 180H88V179H87ZM89 180H90V178H89ZM97 180H98V179H97ZM200 180H201V179H200ZM202 180H203V179H202ZM202 180H201V181H202ZM29 181H30V183H31L32 180H29ZM71 181H72V180H71ZM74 181H75V180H74ZM85 181H86V180H85ZM90 181H92V180H90ZM90 181H88V182H90ZM101 181H102V180H101ZM119 181H120V180H119ZM119 181L117 180V183H115V184H118ZM195 181H196V179H195ZM203 181H204V180H203ZM203 181H202V182H203ZM205 181H206V180H205ZM207 181H208V180H207ZM27 182H28V181H27ZM45 182H47V181H45ZM82 182H83V181H82ZM198 182H199V181H198ZM202 182H201V183H202ZM230 182H231V181H230ZM50 183H51V182H50ZM57 183H58V182H57ZM70 183H71V182H70ZM70 183H68L67 185H69ZM79 183H80V181H79ZM84 183H85V182H84ZM203 183H204V182H203ZM257 183H258V181L256 182V184H257ZM46 184H47V183H46ZM48 184H49V183H48ZM73 184H74V183H73ZM81 184H82V183H81ZM81 184H79V185H81ZM115 184H114V185H115ZM193 184H194V183H193ZM196 184H197V182H196ZM259 184H260V182H259ZM52 185H53V184H52ZM56 185H57V184H56ZM63 185H64V184H63ZM76 185H77V184H76ZM79 185H78V187H79ZM87 185H88V184H87ZM119 185H120V184H119ZM119 185H118V186H119ZM257 185H258V184H257ZM40 186H41V184H40ZM50 186H51V185H50ZM82 186H83V185H82ZM91 186L94 187L93 184H92ZM95 186H96V184H95ZM199 186H201V185H199ZM203 186H204V185H203ZM203 186H202V187H203ZM258 186H261V184L258 185ZM258 186H257V187H258ZM6 187H7V186H6ZM36 187H38V186H36ZM44 187H45V186H44ZM51 187H52V186H51ZM71 187H73V186H71ZM85 187H86V186H83L82 188H85ZM193 187H194V186H193ZM193 187H192V188H193ZM196 187H197V186H196ZM212 187H214V186H212ZM75 188H76V187H75ZM75 188H74V190H75ZM94 188H95V187H94ZM98 188H99V186H98ZM113 188H115V187H113ZM188 188H189V187H188ZM194 188H195V187H194ZM216 188H217V187H216ZM259 188H261V187H259ZM39 189H41V188H38L37 190H39ZM48 189H49V188H48ZM48 189H47V191L49 192ZM111 189H112V188H111ZM111 189H110V190H111ZM133 189H134V188H133ZM218 189H219V187H218ZM224 189H225V188H224ZM263 189H264V188H263ZM33 190H35V188H33ZM42 190H43V189H42ZM45 190H46V189H45ZM52 190H53V189H52ZM72 190H73V189H72ZM82 190H83V189H82ZM108 190H109V189H108ZM130 190H131V189H130ZM190 190H191V189H190ZM256 190H258V189H256ZM47 191H46V192H47ZM50 191H51V189H50ZM79 191H80V190H79ZM83 191H84V190H83ZM85 191H86V190H85ZM95 191L98 192V190H95ZM113 191H114V190H113ZM115 191H116V189H115ZM131 191H132V190H131ZM202 191H203V194H206V193H207V192H205V190H202ZM202 191L200 190V192H199L200 195L202 194ZM217 191H218V190H217ZM27 192H28V191H27ZM29 192H31V188H30V191H29ZM48 192H47V193H48ZM92 192H93V188H92ZM105 192H106V191H105ZM118 192H119V191H118ZM210 192H212V191H210ZM214 192H215V191H214ZM47 193H46V194H47ZM53 193H54V192H53ZM82 193H84V192H82ZM87 193H88V191H87ZM87 193H86V194H87ZM89 193H91V190H90ZM212 193H213V192H212ZM216 193H217V192H216ZM223 193H224V192H223ZM50 194H52V193H50ZM105 194H106V193H105ZM118 194H119V193H118ZM196 194H197V193H196ZM220 194H221V193H220ZM52 195H53V194H52ZM60 195H61V194H60ZM94 195H95V194H94ZM100 195H101V194H100ZM110 195H111V194H110ZM192 195H193V194H192ZM200 195H199V196H200ZM222 195H223V194H222ZM62 196H64V194H63ZM107 196H108V195H107ZM189 196H191V195H189ZM210 196H211V195H210ZM223 196H224V195H223ZM34 197H35V196H34ZM46 197H47V195H46ZM46 197H45V198H46ZM193 197H194V195H193ZM193 197H192V198H193ZM207 197H208V196H207ZM50 198H51V197H50ZM50 198H49V199H50ZM55 198H56V197H55ZM90 198H91V197H90ZM94 198H96V197H94ZM100 198H102V197H100ZM106 198H107V197H106ZM209 198H210V197H209ZM219 198H220V197H219ZM219 198H218V199H219ZM46 199H47V198H46ZM49 199H48V201H49ZM107 199H108V198H107ZM139 199H140V198H139ZM142 199H143V198H142ZM193 199H194V198H193ZM51 200H52V199H51ZM101 200H102V199H101ZM111 200H112V199H111ZM111 200H110V201H111ZM45 201H46V200H45ZM54 201H55V200H54ZM54 201H53V203H54ZM113 201H114V200H113ZM40 202H41V201H40ZM57 202H58V200H57ZM96 202H97V201H96ZM98 202H99V201H98ZM104 202H105V201H104ZM104 202H102V203H104ZM263 202H264V201H262V203H263ZM41 203H43V202H41ZM49 203H50V202H49ZM49 203H47V204H49ZM145 203H146V202H145ZM39 204H40V203H39ZM47 204H46V205H47ZM110 204H111V202L109 203V206H110ZM260 204H261V203H260ZM28 205H29V204H28ZM31 205H33V204H31ZM49 205H50V204H49ZM141 205H142V204H141ZM144 205H145V204H144ZM1 206H2V205H1ZM105 206H106V205H105ZM260 206L262 207L263 205H260ZM35 207H36V206H35ZM35 207H34V208H35ZM48 207H49V206H48ZM1 208H2V207H1ZM5 208H6V207H5ZM5 208H2V209L4 210ZM36 208H38V207H36ZM40 208H42V207H40ZM38 209H39V208H38ZM106 209H107V208H106ZM110 209H111V206H110ZM110 209H109V210H110ZM144 209H145V208H144ZM3 210H2V212H3ZM40 210H41V209H40ZM44 210H46V209L44 208ZM96 210H97V209H96ZM114 210H115V209H113V211H114ZM135 210H137V209H135ZM240 210H241V211H240V214H241L240 216H239V215H235V214H233L232 217H233V218H243L245 215H249V217H251L250 214H247V213H246V212H248L247 209L242 208V209H240ZM97 211H98V210H97ZM137 211H138V210H137ZM146 211L148 212L147 209H146ZM0 212H1V211H0ZM108 212H109V211H108ZM118 212H119V211H117V213H116V212H115V213L119 215ZM120 212H121V211H120ZM122 212H124V211H122ZM128 212H129V211H128ZM132 212H133V211H132ZM135 213H136V212H135ZM135 213H134V214H135ZM142 213H143V212H142ZM142 213H139V214H137V215H134V214H133L134 219H133V217L130 216V218L133 219V221H132L133 223H132V226H131L132 228H130V229H135L134 233H135L136 231H140L141 226L146 222V216H145V215H147L148 213H146L145 215H143ZM149 213H150V212H149ZM2 214H3V213H2ZM94 214H95V213H94ZM165 214H166V213H165ZM165 214H164V215H165ZM3 215H4V214H3ZM46 215H48V214L46 213ZM96 215H97V214H96ZM100 215H101V214H100ZM102 215L105 216V214H102ZM108 215H109V214H108ZM121 215H122V214H121ZM127 215H128V214H127ZM148 215H149V214H148ZM162 215H163V214H162ZM164 215L162 216L163 218H164ZM167 215H169V214H166L165 216H167ZM174 215H175V214H174ZM259 215H261V214H259ZM106 216H107V215H106ZM153 216H154V215H153ZM170 216H171V215H169V217H170ZM261 216H262V215H261ZM1 217H2V216H1ZM107 217H108V216H107ZM110 217H111V216H110ZM114 217H115V216H114ZM118 217H119V216H118ZM126 217H127V216H126ZM128 217H129V216H128ZM150 217H151V216H150ZM174 217H175V220H178V216H177V219H176V216H174ZM174 217H172V218H174ZM249 217H248V218H249ZM33 218H34V217H33ZM44 218L47 219L45 216H44ZM92 218H94V217H92ZM95 218H97V217H95ZM95 218H94V220H95ZM116 218H117V217H116ZM130 218H128V219H130ZM153 218H154V217H153ZM156 218H157V217H156ZM156 218H154V219L156 220ZM167 218H168V217H167ZM167 218H166V219H167ZM35 219H36V218H35ZM45 219H44V220H45ZM124 219H125V218H124ZM158 219H161V218L159 217ZM168 219H170V218H168ZM37 220H38V219H36L35 222H38ZM44 220H43V221H44ZM98 220H99V219H98ZM114 220H115V219H114ZM116 220H117V219H116ZM116 220H115V222H116ZM126 220H127V218H126ZM171 220H173V219H171ZM250 220H251V219H250ZM250 220H249V221H250ZM258 220H259V219H258ZM262 220H264V216H262L261 222H257V223L255 224V227L253 226L254 228H252V230H253V229H254V230L252 231V233H253L254 235H256L255 233H257V236L264 235V221H262ZM3 221H4V220H3ZM118 221H119V219H118ZM122 221H123V220H122ZM128 221H130V220H128ZM163 221H164V220H163ZM166 221L168 222V220H166ZM249 221H248V222H249ZM39 222H42V220H41V221L39 220ZM97 222H98V221H97ZM111 222H112V221H111ZM147 222H148V221H147ZM150 222H151V221H150ZM164 222H165V221H164ZM164 222H160V223H164ZM169 222H170V221H169ZM177 222H178V221H177ZM179 222H180V221H179ZM109 223H110V222L108 221V224H109ZM117 223H120V222H117ZM38 224H39V223H38ZM38 224H37V225H38ZM42 224H43V223H42ZM94 224H96V222H95ZM97 224H98V223H97ZM97 224H96V225H97ZM106 224H107V222H106ZM111 224H112V223H111ZM149 224H150V223H149ZM60 225H62V224H60ZM63 225H64V224H63ZM86 225H87V224H86ZM92 225H93V224H92ZM150 225H152V223H151ZM155 225H156V223H155ZM155 225H153V226L156 227ZM168 225H169V223H168ZM77 226H78V225H77ZM108 226H109V225H108ZM157 226H158V224H157ZM166 226H167V225H166ZM171 226H172V225H171ZM56 227H57V226H56ZM102 227H103V226H102ZM121 227H122V226H121ZM121 227H120V228H121ZM164 227H165V226H164ZM164 227H163V229H165ZM174 227H175V226H174ZM34 228H35V227H34ZM42 228H43V227H42ZM72 228H73V227H72ZM74 228H75V227H74ZM88 228H89V227H88ZM145 228H147V227H145ZM175 228H176V227H175ZM36 229L38 230V228H35V231H36L37 233H40V232H38ZM45 229H46V228H45ZM45 229H44V230H39V231H41V232H46ZM69 229L71 230V228H69ZM85 229H86V228H85ZM121 229H123V228H121ZM150 229H151V228H149V230H150ZM152 229H153V228H152ZM152 229H151V230H152ZM156 229H158V231L160 230L159 227H156ZM163 229H161V230H163ZM167 229H169V226H168ZM46 230H47L48 232H51V231H52L51 229H46ZM54 230H55V228H54ZM76 230L78 231V228H77ZM111 230H114V228L111 229ZM119 230H120V229H119ZM147 230H148V229H147ZM154 230H155V229H154ZM154 230H152V231H154ZM169 230H171V228H170ZM246 230L248 231V229H244V228H242L241 226L233 227V228L231 229L232 232L229 233V236L227 237V239H231V238H233V239H235V240L237 241V246L234 247V248H233L232 245H230V243H227V244H216V245H217V250L220 251V253H218V261H217V263H219V261L221 260V259L219 260V258H220L221 256H222V258H223L224 255H225V257H226V256H229V257H231V258H233V259L235 258V261H236V259H240V258H244V257L246 258L248 255H250V254H249L250 252L255 253V246L257 245L256 239H255L254 236H253V237L246 236V235H247V233L245 232ZM116 231H117V230H116ZM120 231H121V230H120ZM120 231H118V233H119ZM132 231H133V230H132ZM158 231H157V232H158ZM163 231H165V230H163ZM33 232H34V231H33ZM71 232H73V231H71ZM101 232H102V231H101ZM109 232H111V231H109ZM112 232H113V231H112ZM128 232H129V230H128ZM140 232H141V231H140ZM143 232H144V228H143ZM155 232H156V231H155ZM159 232H160V231H159ZM166 232H167V230H166ZM172 232L174 233L173 230H172ZM254 232H255V233H254ZM25 233H26V232H25ZM25 233H24V234H25ZM74 233H75V230H74ZM78 233H79V232H78ZM78 233H77V234H78ZM120 233H122V232H120ZM130 233H131V232H130ZM132 233H133V232H132ZM146 233H147V231H146ZM149 233H151V232L149 231ZM153 233H154V232H153ZM173 233H171V236L173 235ZM252 233H250V234H252ZM24 234H23V235H24ZM32 234H34V233H32ZM41 234H42V233H41ZM56 234H57V233H56ZM71 234H72V233H71ZM79 234L81 235V233H79ZM111 234H112V233H111ZM143 234H144V233H143ZM143 234H142V235H143ZM154 234H155V233H154ZM166 234H169V235H170L169 231H168V233H166ZM245 234H246V235H245ZM250 234H249V235H250ZM23 235H22V236H23ZM38 235H39V234H38ZM42 235H43V234H42ZM48 235H50V234H48ZM80 235H79V236H80ZM106 235H108V233H107ZM106 235H105V236H106ZM127 235H128V234H127ZM135 235L138 236V233H137V234L135 233ZM139 235H140V234H139ZM158 235H159V234H158ZM161 235H163V233L160 234V236H161ZM174 235H175V233H174ZM176 235H177V234H176ZM26 236H27V235H26ZM33 236L35 237V234H34ZM43 236H44V235H43ZM53 236H54V235H53ZM58 236H59V235H58ZM70 236H71V235H70ZM87 236H88V235H87ZM100 236H101V235H100ZM119 236H120V235L118 234V238H119ZM121 236H124V234L121 235ZM131 236H132V235H131ZM133 236H134V235H133ZM140 236H141V235H140ZM165 236H166V235H165ZM20 237H21V236H20ZM29 237H31V235H30ZM49 237H50V236H49ZM73 237H74V236H73ZM73 237H71V239H72ZM102 237H103V234H102L101 238H102ZM108 237H109V236H108ZM108 237H105V238H108ZM128 237H129V235H128ZM134 237H135V236H134ZM144 237H147V235L144 236ZM148 237H150V236H148ZM169 237H170V236H168V238H169ZM21 238H22V237H21ZM21 238H20V239H21ZM37 238H38V237H37ZM37 238H36V239H37ZM40 238H41V237H40ZM56 238H57V237H56ZM75 238H76V237H75ZM75 238H74V239H75ZM88 238H89V237H87V239H88ZM129 238H130V237H129ZM140 238H141V237H140ZM142 238H143V237H142ZM152 238H153V237H152ZM152 238H151V239H152ZM155 238H156V237H155ZM155 238H153V240H155ZM165 238H166V237H165ZM199 238L202 239L201 237H199ZM33 239H35V238H33ZM52 239H53V237H52ZM57 239L59 240V238H57ZM66 239H67V238H66ZM66 239H65V241H68V240H69V239H68V240H66ZM74 239H73V240H74ZM82 239L84 240V238H82ZM82 239H81V240H82ZM85 239H86V237H85ZM103 239H104V237L102 238V240H103ZM124 239H125V238H124ZM133 239H134V238H133ZM137 239H138V238H137ZM184 239H186V238L183 237L181 240H184ZM21 240H23V239H21ZM27 240H29V239H27ZM73 240H72V241H73ZM83 240H82V241H83ZM140 240H141V239H140ZM142 240H143V239H142ZM146 240H148V239L146 238ZM160 240H162V239H160ZM198 240H199V239H198ZM35 241H36V240H35ZM42 241H43V240H42ZM45 241H46V240H45ZM45 241H44V242H45ZM84 241L86 242V240H84ZM84 241H83V242H84ZM105 241H106V240H105ZM108 241H110V239H108ZM113 241H114V240H113ZM122 241H123V239H122ZM138 241H139V239H138ZM149 241H151V240H149ZM158 241H159V239H158ZM162 241H163V240H162ZM169 241H171V240H169ZM169 241H168V242H169ZM172 241H173V240H172ZM172 241H171V242H172ZM187 241H188V240H187ZM201 241H202V240H200V242H201ZM31 242H32V241H31ZM36 242H37V241H36ZM36 242H34V243L36 244ZM38 242H39V240H38ZM48 242H51V241H48ZM54 242H55V241H53V243H54ZM57 242H59V241H57ZM68 242H69V241H68ZM68 242H66V243H68ZM70 242H71V241H70ZM74 242H76V244H77L79 241L77 242V239H76ZM96 242H97V241H96ZM100 242H101V241H100ZM124 242H125V241H124ZM130 242H131V241H130ZM139 242H140V241H139ZM155 242H156V241H154V243H155ZM202 242H204V241H202ZM226 242H228V240H227ZM27 243H28V242H27ZM101 243H102V242H101ZM107 243H108V242H106V245H107ZM126 243L128 244V240H127ZM135 243H136V241H135ZM135 243H134V244H135ZM142 243H143V241H142ZM148 243H149V242H147V244H148ZM151 243H152V242H151ZM151 243H149V244L151 245ZM181 243H183V241H182ZM184 243H185V242H184ZM184 243H183V244H184ZM188 243H189V242H188ZM188 243L186 242L187 245H188ZM28 244H29V243H28ZM32 244H33V242H32ZM32 244H31V245H32ZM37 244H38V243H37ZM74 244H75V243H74ZM84 244H85V246H86V243H84ZM89 244H90V243H89ZM116 244H117V243H116ZM127 244L125 245V247H126V246L128 247L129 244H128V245H127ZM131 244H133V243H131ZM131 244H130V245H131ZM134 244H133V245H134ZM143 244H144V243H143ZM147 244H146V245H147ZM159 244H160V243H158V245H156V246H160ZM162 244H163V246L161 245L162 248L164 247V245H165L166 247H168V246H167L168 244H166V243H165V244L162 243ZM169 244H170V243H169ZM179 244H180V240H179ZM183 244H182V245H183ZM189 244H190V243H189ZM21 245H22V243L20 244V246H21ZM24 245H25V244H24ZM26 245H27V244H26ZM39 245H40V244H39ZM48 245H49V244H48ZM51 245H52V244H51ZM55 245H56V244H55ZM68 245H69V244H68ZM121 245H122V244H121ZM133 245H132V246H133ZM135 245L137 246L138 243L135 244ZM144 245H145V244H144ZM146 245H145V246H146ZM180 245H181V244H180ZM216 245H215V246H216ZM249 245H250V246H249ZM53 246H54V244H53ZM74 246H75V245H74ZM77 246H78V244H77ZM79 246H80V245H79ZM83 246H84V245H83ZM88 246H90V245H87V247H88ZM92 246H93V245H92ZM109 246H112V245L109 244ZM114 246H115V244H114ZM152 246H153V244H152ZM156 246H155V247H156ZM161 246H160V247H161ZM191 246H192V245H191ZM22 247H23V246H22ZM25 247H26V246H25ZM35 247H36V246H35ZM59 247H60V246H59ZM70 247H71V245H70ZM81 247H82V246H81ZM81 247H80V248H81ZM96 247H97V246H96ZM112 247H113V246H112ZM115 247H116V246H115ZM118 247H120V245H118ZM118 247H117V248H118ZM140 247H141V245H140ZM140 247H139V249H140ZM142 247H144V246H142ZM148 247H149V246H148ZM179 247H180V246H179ZM36 248H38V247H36ZM44 248H45V247H44ZM61 248H62V247H61ZM71 248H72V247H71ZM73 248H74V247H73ZM73 248H72V249H73ZM92 248H93V247H92ZM101 248H102V247H101ZM103 248H104V247H103ZM105 248H106V247H105ZM110 248H111V247H110ZM129 248H131V247H129ZM133 248H134L133 250H135V246H133ZM145 248H146V247H145ZM145 248H144V249H145ZM162 248L158 249V251H160ZM184 248H185V247H184ZM261 248H262V247H261ZM42 249H43V248H42ZM55 249H56V248H55ZM82 249H83V248H82ZM88 249H89V248H88ZM93 249L95 250V248H93ZM113 249H114V248H113ZM119 249H120V248H119ZM119 249H117V251H118ZM131 249H132V248H131ZM187 249H188V248H187ZM191 249H192V248H191ZM237 249H240L242 255H239L240 253H239V251H237ZM251 249H252V250H251ZM78 250H79V249H78ZM90 250H91V249H90ZM104 250H105V249H104ZM106 250H107V248H106ZM109 250H110V249H109ZM120 250H122V249H120ZM145 250H146V249H145ZM145 250H144V251H145ZM149 250H150V249H149ZM149 250H148L147 253L150 252ZM154 250H155V249H154ZM156 250H157V248H156ZM164 250H165V249H164ZM164 250H163V251H164ZM189 250H190V249H189ZM47 251H48V250H47ZM74 251H75V250H74ZM107 251H108V250H107ZM117 251H116V252H117ZM125 251H126V250H125ZM138 251H139V250H138ZM141 251H142V248H141ZM163 251H162V252H163ZM175 251L179 252V251L176 250V249H175ZM181 251H182V249H181ZM183 251H184V249H183ZM45 252H46V251H45ZM45 252H44V253H45ZM79 252H80V250L78 251V253H79ZM112 252H113V251H112ZM126 252H127V251H126ZM133 252L136 253L137 251H133ZM139 252H140V251H139ZM154 252H155V251H154ZM30 253H31V252H30ZM47 253H48V252H47ZM93 253H95V252H93ZM93 253H92V254H93ZM114 253H115V252H114ZM114 253H112V254H114ZM118 253H119V252H118ZM141 253H142V252H141ZM145 253H146V252H145ZM152 253H153V252H152ZM175 253H176V252H175ZM184 253H185V252H184ZM192 253H194V252H192ZM136 254H137V253H136ZM143 254H144V253H143ZM153 254H154V253H153ZM155 254H156V252H155ZM161 254H162V253H161ZM28 255H30V254H28ZM31 255H33V254H31ZM67 255H68V254H67ZM71 255H72V254H71ZM73 255H74V254H73ZM73 255H72V256H73ZM79 255H80V254H79ZM84 255H85V254H84ZM95 255H96V254H95ZM97 255H98V254H97ZM114 255H117V254H114ZM114 255H113V256H114ZM124 255H125V254H124ZM137 255L139 256V254H137ZM137 255H136V256H137ZM186 255H188V254L185 253V256H186ZM0 256H1V255H0ZM2 256H4V254H3ZM33 256H36V255H33ZM47 256H49V255H47ZM57 256H58V255H57ZM61 256H62V255H61ZM63 256H64V255H63ZM80 256H81V255H80ZM85 256H86V255H85ZM91 256H92V255H91ZM91 256H90L89 258H91ZM101 256H102V255H101ZM110 256H111V255H110ZM113 256H112V257H113ZM125 256H126V255H125ZM131 256H132V255H131ZM133 256H135V255H133ZM136 256H135V257H136ZM182 256H183V254H182ZM185 256H184V259H185ZM207 256H209L210 259H211V258L213 259V255L211 254V252H209V254H208ZM4 257H5V256H4ZM4 257H3V258H4ZM52 257H53V256H52ZM70 257H71V256H70ZM78 257H79V256H78ZM98 257H100V256H98ZM114 257L116 258V256H114ZM151 257H152V255H151ZM153 257H154V255H153ZM180 257H181V256H180ZM186 257H187V256H186ZM204 257H205V256H204ZM225 257H224V258H225ZM252 257H254V256H252ZM1 258H2V257H1ZM29 258H30V257H29ZM35 258H36V257H35ZM60 258H61V257H60ZM60 258H59V259H60ZM67 258H68V257H67ZM140 258H141V257H140ZM145 258H146V257H144V259H145ZM147 258H148V257H147ZM168 258H169V257H168ZM170 258H171V257H170ZM170 258H169V262H171V261L173 262L174 259L171 260ZM182 258H183V257H182ZM182 258H181V259H182ZM202 258H203V257H202ZM245 258H244V260H245ZM247 258H248V257H247ZM4 259H5V258H4ZM48 259H49V258L47 257V262H48ZM59 259H58V260H59ZM73 259H76V257L73 258ZM83 259H84V258H82L81 261H84ZM93 259H94V258H93ZM106 259H107V258H106ZM120 259H121V258H120ZM122 259H124V258H122ZM128 259H129V258H127L126 260H128ZM134 259H135V258H134ZM144 259H143V260H144ZM150 259H152V258H150ZM206 259H207V257H206ZM210 259H209V261L212 260V259H211V260H210ZM250 259H252V258H250ZM0 260H1V259H0ZM6 260H7V259H6ZM15 260H16V259H15ZM31 260H32V259H31ZM35 260H36V259H35ZM63 260H64V259H63ZM70 260H71V258H70ZM89 260H91V259H89ZM99 260H100V259H99ZM101 260L103 261V258H102ZM111 260H112V259H111ZM111 260H110V261H111ZM131 260H132V259H131ZM139 260H140V259H139ZM139 260H138V262H139ZM153 260H154V259H153ZM159 260L162 261L163 259H159ZM170 260H171V261H170ZM216 260H217V259H216ZM216 260H214V261H216ZM224 260L226 261L227 259H224ZM224 260H223V261H224ZM230 260H231V259H230ZM248 260H249V259H248ZM42 261H44V260L42 259ZM50 261H51V260H49V262H50ZM53 261H54V260H53ZM68 261H69V260H68ZM77 261H78V260H77ZM92 261H93V260H92ZM97 261H98V260H97ZM105 261H106V260H104L103 262H105ZM133 261H134V260H133ZM135 261H136V260H135ZM140 261H141V260H140ZM145 261H146V260H145ZM145 261H142V263H145V264H151V263H153V262H150V261H148L149 263H147V262H145ZM151 261H152V260H151ZM209 261H208V262H209ZM223 261H221V262H223ZM228 261H229V260H228ZM235 261H234V262H235ZM249 261H250V260H249ZM251 261H253V260H251ZM33 262H35V261H33ZM38 262H39V261H38ZM51 262H52V261H51ZM51 262H50V263H51ZM63 262H64V261H63ZM66 262H67V261H66ZM95 262H96V261H95ZM95 262H94V263H95ZM100 262H101V261H100ZM100 262H99V263H100ZM123 262H124V261H123ZM128 262H131V261H128ZM163 262H164V260H163ZM163 262H162V263H163ZM172 262H171V263H172ZM201 262H202V261H201ZM230 262H231V261H230ZM31 263H32V262H31ZM31 263H30V264H31ZM64 263H65V262H64ZM83 263H84V262H83ZM86 263H87V262H86ZM88 263H89V262H88ZM110 263H111V262H110ZM125 263H126V261H125ZM155 263H156V261H155ZM210 263H212V261H211ZM217 263H216V264H217ZM224 263H226V262H224ZM224 263H223V264H224ZM33 264H34V263H33ZM56 264H57V263H56ZM61 264H62V263H61ZM97 264H98V263H97ZM106 264H107V263H106ZM113 264H120V261H119V262L116 261V263L113 262ZM133 264H139V263H133ZM157 264H158V263H157ZM200 264H201V263H200ZM202 264H204V261H203ZM205 264H206V262H205ZM208 264H209V263H208ZM213 264H214V263H213ZM242 264H243V262H242Z\"/></svg>",
  "mask_w": 264,
  "mask_h": 264
}]
</instances>
